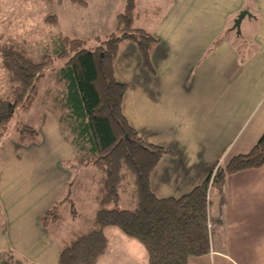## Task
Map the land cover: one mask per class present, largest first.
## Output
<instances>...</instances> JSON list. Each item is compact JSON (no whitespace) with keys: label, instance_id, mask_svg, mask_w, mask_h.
<instances>
[{"label":"crops","instance_id":"crops-1","mask_svg":"<svg viewBox=\"0 0 264 264\" xmlns=\"http://www.w3.org/2000/svg\"><path fill=\"white\" fill-rule=\"evenodd\" d=\"M87 2L82 7L90 9L92 1ZM138 4L158 10L135 22L160 39L152 58L155 72L146 69L130 42L118 55L115 74L128 84L123 103L128 121L147 141L174 153L161 158L152 191L179 197L202 185L220 164L248 153L264 133V0ZM243 10L251 15L238 32L234 24ZM114 26L115 31L116 19ZM50 128L69 143L70 156L56 143L44 144L41 130V143L0 147V254L10 251L24 264H59L62 242L69 238L57 235L61 226L40 221L63 197L72 177L65 164L76 156L58 119ZM209 200L216 226L211 249L189 264H264V165L224 176L212 185ZM106 234L108 248L97 264H148L138 240L114 227Z\"/></svg>","mask_w":264,"mask_h":264},{"label":"trees","instance_id":"trees-1","mask_svg":"<svg viewBox=\"0 0 264 264\" xmlns=\"http://www.w3.org/2000/svg\"><path fill=\"white\" fill-rule=\"evenodd\" d=\"M71 1L83 7L88 4L87 0ZM123 1L124 10L116 17L115 31L105 37L96 36L92 47L88 39L59 33L52 52L37 57L28 40L11 30L0 31V73H6L10 89L9 94L0 96V147L7 142L17 110L30 111L48 74H53L56 92L48 88L47 93L54 104L63 108L58 121L77 154L74 161L65 164L72 171L66 195L40 217L48 228L61 226L70 216L79 220L62 242L59 264H97L108 248V227H117L138 240L148 253V264H189L191 257L211 249L212 174L215 183L228 174L263 166L264 133L248 153L220 164L190 193L179 197L155 195L152 174L164 155L174 153L147 141L128 121L123 108L128 84L116 78L115 63L122 48L133 42L143 65L155 72L152 58L160 39L136 27L135 22L142 16L156 15L158 10L142 9L138 0ZM43 19L53 27L59 24L56 13ZM38 117L42 120V115ZM16 132L15 141L20 144L42 142L40 128L34 124L17 123ZM89 167L94 170L85 173L88 183L79 182L81 170ZM76 190L91 196L96 204L93 215L75 207ZM124 197L132 201L131 208L120 207ZM66 203L69 210L65 209ZM3 254L22 262L10 251Z\"/></svg>","mask_w":264,"mask_h":264},{"label":"rangeland","instance_id":"rangeland-1","mask_svg":"<svg viewBox=\"0 0 264 264\" xmlns=\"http://www.w3.org/2000/svg\"><path fill=\"white\" fill-rule=\"evenodd\" d=\"M91 1L92 6L90 9H86L78 4H72L69 0H64L62 5L58 4V0H53L51 2L45 0H0V31L4 29L11 30L28 40L31 49L37 57H40L45 52H52V44L59 33L88 39V46L92 47L95 45L92 37L96 34L105 37L111 33V30L114 31L116 18L113 14L123 11L124 2L122 0ZM49 13H59L60 18L58 26L53 27L44 21L43 18ZM111 22L113 24H111ZM52 76L53 74H48L43 89L30 111L23 112L21 109L17 110L15 118L10 124L6 144L9 142L10 144L16 142L17 123L26 122L41 128L43 126L41 125L42 120L38 119V116L46 113L47 116L44 119L43 131L40 129L44 137L46 133L44 144L56 143L63 151L65 150L64 157L70 156L71 151L69 149V143L65 141L62 136L57 134L58 137H56L51 133L52 129L50 126L52 127L53 123H56L59 111H63L61 106L54 104L55 102L52 96L47 93L48 88H51L54 94L56 92ZM6 78V73H0V96L10 93L9 83L6 81ZM15 144L17 145V143ZM75 155L77 156L76 151ZM93 170L94 169L91 167L81 170L78 181L88 183L85 173ZM214 177L215 173L212 174L213 179ZM66 193L67 189L63 197ZM77 195L83 198L82 202L78 200ZM73 199L74 205L79 211L87 215H93L96 204L92 201L89 194L76 190ZM120 207L131 208L132 201L124 197ZM68 208L69 203H66L65 209L69 210ZM78 224L79 220L70 216L69 219L57 229V235L69 237V232L77 227ZM114 228L119 230L117 227ZM215 228L216 226L213 224L212 230Z\"/></svg>","mask_w":264,"mask_h":264},{"label":"built area","instance_id":"built-area-1","mask_svg":"<svg viewBox=\"0 0 264 264\" xmlns=\"http://www.w3.org/2000/svg\"><path fill=\"white\" fill-rule=\"evenodd\" d=\"M212 185H213V178H211V181H210L209 192H210V188L212 187ZM212 227H213L212 222H209L210 232L212 231ZM0 264H24V263L18 260H14V259L10 260L2 253L0 254Z\"/></svg>","mask_w":264,"mask_h":264},{"label":"water","instance_id":"water-1","mask_svg":"<svg viewBox=\"0 0 264 264\" xmlns=\"http://www.w3.org/2000/svg\"><path fill=\"white\" fill-rule=\"evenodd\" d=\"M246 15H251L250 12L248 10H243L239 16L237 17V19L235 20V24H234V28H236L238 30V32H240V25H241V22L243 20V18L246 16Z\"/></svg>","mask_w":264,"mask_h":264}]
</instances>
